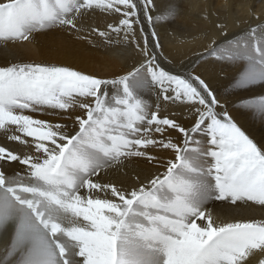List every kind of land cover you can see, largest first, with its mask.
I'll list each match as a JSON object with an SVG mask.
<instances>
[{
  "label": "snow or ice",
  "instance_id": "6c2138e0",
  "mask_svg": "<svg viewBox=\"0 0 264 264\" xmlns=\"http://www.w3.org/2000/svg\"><path fill=\"white\" fill-rule=\"evenodd\" d=\"M179 8V0H0L4 44L61 27L134 44L141 57L111 79L55 63L0 65V232H10L0 264H245L264 250V218L218 220L207 208H264V141L195 69L162 66L156 28ZM97 12L110 21L85 32L84 18ZM216 28L221 38L201 55L234 67V90L264 87V21L239 34ZM161 97L190 119L162 112ZM238 106L264 122V94ZM57 112L71 122L41 118ZM133 158L163 171L104 179Z\"/></svg>",
  "mask_w": 264,
  "mask_h": 264
},
{
  "label": "bare ground",
  "instance_id": "6f19581e",
  "mask_svg": "<svg viewBox=\"0 0 264 264\" xmlns=\"http://www.w3.org/2000/svg\"><path fill=\"white\" fill-rule=\"evenodd\" d=\"M157 3L163 5L164 0H157ZM179 4V12L171 22L156 28L161 44V49L158 51L163 52L160 60L162 66L166 70L195 69V72L201 75L217 93L221 103L226 102V106L243 130L255 141H264V122L258 116H253L249 111L238 106L242 98L264 94V87L257 85L246 91L234 90L231 85L235 75L234 67L221 64L213 57L201 55L213 39L221 38L216 25L223 24L228 33L239 34L247 30L249 25H255L258 19L264 21V0H179ZM106 19L110 21V18L99 12L85 17V32L88 31L86 25H103ZM137 38L142 42L139 32ZM140 59L134 44L116 42L115 37L111 43H106L95 35L84 39L82 34L69 32L61 27L35 32L29 41L23 43L0 42V65L8 61L55 63L72 66L107 79L130 70L131 66ZM155 98L153 93L152 99ZM159 103L162 112L176 113L181 120L190 119L187 108L179 102L164 101L161 97ZM70 115V113L57 112L52 116L41 118L70 123ZM170 134L173 139L179 135L174 130H170ZM153 154L159 155L165 161L172 157L170 151L160 149H156ZM112 170L113 172H107L104 176L105 180L132 183L137 174L143 178L163 171V168L149 164L143 159L133 158L125 161L121 168ZM207 208L213 218L218 220L264 218V208L258 205L232 206L225 202L211 201ZM5 233L0 232V259H3L8 246L2 249L1 243L7 236ZM262 259L264 255L256 257L255 254L252 258L253 264H258Z\"/></svg>",
  "mask_w": 264,
  "mask_h": 264
},
{
  "label": "rangeland",
  "instance_id": "374dc122",
  "mask_svg": "<svg viewBox=\"0 0 264 264\" xmlns=\"http://www.w3.org/2000/svg\"><path fill=\"white\" fill-rule=\"evenodd\" d=\"M108 172H113V170H109ZM10 234V233H9ZM9 234H7V236H6V238H4L5 239V241H3V243L5 244H3V243H1L2 244V249H5L6 248V246L8 245V243H9ZM257 251V252H256ZM256 254V257L257 256H262V255H264V250H253L250 254H249V256H248V258H247V260L245 261V264H253V262H254V260H252V258L254 257V255ZM251 256V257H250ZM251 261V262H250ZM262 261H264V259H262ZM262 261H260V262H262ZM259 262V263H260ZM258 263V264H259ZM261 264V263H260Z\"/></svg>",
  "mask_w": 264,
  "mask_h": 264
}]
</instances>
